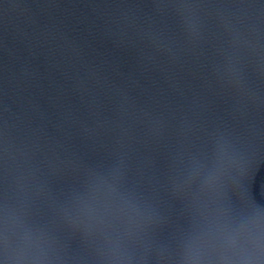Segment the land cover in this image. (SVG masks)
I'll return each instance as SVG.
<instances>
[{
	"label": "water",
	"instance_id": "1",
	"mask_svg": "<svg viewBox=\"0 0 264 264\" xmlns=\"http://www.w3.org/2000/svg\"><path fill=\"white\" fill-rule=\"evenodd\" d=\"M0 264H264V0H0Z\"/></svg>",
	"mask_w": 264,
	"mask_h": 264
}]
</instances>
